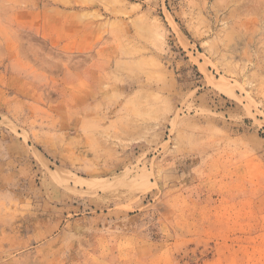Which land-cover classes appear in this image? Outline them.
Wrapping results in <instances>:
<instances>
[{"label":"rangeland","instance_id":"rangeland-1","mask_svg":"<svg viewBox=\"0 0 264 264\" xmlns=\"http://www.w3.org/2000/svg\"><path fill=\"white\" fill-rule=\"evenodd\" d=\"M0 264H264V0H0Z\"/></svg>","mask_w":264,"mask_h":264}]
</instances>
